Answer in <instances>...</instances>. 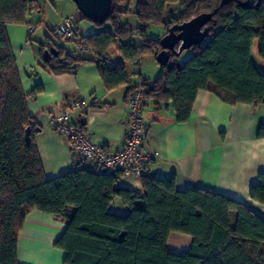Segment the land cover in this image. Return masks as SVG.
<instances>
[{"label": "trees", "instance_id": "trees-1", "mask_svg": "<svg viewBox=\"0 0 264 264\" xmlns=\"http://www.w3.org/2000/svg\"><path fill=\"white\" fill-rule=\"evenodd\" d=\"M125 0H114L108 22L98 33L83 37L98 58L99 73L107 89L128 84L125 63H138L152 54L157 60L161 39H144L146 29L168 31L201 14L213 13L209 37L181 62L171 55L153 81L130 87L128 100L141 87L148 99L171 102L176 121H190L199 91L215 94L229 105H264V72L252 60L257 45L264 62V0H235L220 8L222 0H136L139 31L121 23L129 14ZM132 1V0H129ZM250 1L249 6H243ZM180 14L171 17L169 7ZM40 8L35 0H0V264L18 263V237L32 212L53 215L67 227L56 247L66 252L65 264H264V221L244 205L206 190L178 191L175 178L152 175L141 178L142 191L121 188L119 172L94 171L80 162L77 171L47 180L35 143L41 129L28 113L26 95L6 33L7 25H26ZM41 23L35 25L40 26ZM109 25V29L105 28ZM167 35V34H166ZM258 43V44H256ZM180 45L177 46L179 50ZM53 48L44 46L42 51ZM116 48L122 62L108 53ZM46 62L56 75L76 74L87 58L63 60V51ZM127 100V101H128ZM145 107V105H144ZM31 144L26 145V130ZM258 137L264 139V126ZM251 198L264 204V174L251 189ZM120 200L123 214L112 210ZM232 212L236 213L232 223ZM172 233L193 238L181 255L171 254Z\"/></svg>", "mask_w": 264, "mask_h": 264}, {"label": "crops", "instance_id": "crops-1", "mask_svg": "<svg viewBox=\"0 0 264 264\" xmlns=\"http://www.w3.org/2000/svg\"><path fill=\"white\" fill-rule=\"evenodd\" d=\"M44 1V16L35 18L40 26L29 34L35 22L27 18L26 25H7L6 33L16 60L20 81L26 95L37 88L41 91L27 101L28 113L41 131L35 136L47 180L77 171L80 161L68 140L54 133L51 117L63 112L71 99L91 105L89 112H72V121L83 128L97 144L107 151H120L128 128V96L130 87L141 81H153L162 72L155 56L146 55L138 63H125L128 84L107 89L99 73L98 58L90 52L76 74L56 75L46 67L44 46L74 50L75 45L53 42L45 26L57 27L74 16L84 20L73 2ZM68 1V2H67ZM33 19V18H32ZM29 21V22H28ZM89 21V20H88ZM92 25H95L93 22ZM86 24L88 34L98 33V27ZM160 33L159 39L166 35ZM85 37V36H84ZM49 50V49H48ZM111 60L122 62L116 48L108 53ZM252 60L264 72V62L252 51ZM143 119L147 125L145 150L152 158L148 175L175 178L178 191L206 190L226 196L250 209L264 221V204L251 198V189L264 174V139L258 137L264 126V105H229L208 91H199L190 121L178 123L171 102L146 100ZM119 186L142 191L141 180L125 177ZM118 213L125 208L116 201ZM236 213L232 212V223ZM66 223L53 215L32 212L26 216L18 237L19 264H65L66 252L56 244L66 230ZM193 238L172 233L167 242L171 254L181 255L192 247Z\"/></svg>", "mask_w": 264, "mask_h": 264}, {"label": "built area", "instance_id": "built-area-1", "mask_svg": "<svg viewBox=\"0 0 264 264\" xmlns=\"http://www.w3.org/2000/svg\"><path fill=\"white\" fill-rule=\"evenodd\" d=\"M50 39L56 43L70 42L74 50H63V60L68 58L81 60L90 53L88 44L79 30V20L71 16L62 25L45 26ZM36 26L29 27V34L34 33ZM139 86V84H138ZM145 91L138 87L128 100V128L123 148L112 152L101 148L83 128L76 125L71 118L72 112H89L91 105L85 101L71 99L66 109L51 117L52 129L55 134L65 137L73 153L81 164L94 171L119 172L122 178L131 177L141 180L148 174L152 158L145 150L147 125L143 119Z\"/></svg>", "mask_w": 264, "mask_h": 264}, {"label": "water", "instance_id": "water-1", "mask_svg": "<svg viewBox=\"0 0 264 264\" xmlns=\"http://www.w3.org/2000/svg\"><path fill=\"white\" fill-rule=\"evenodd\" d=\"M77 7L82 17L93 22L96 25L102 26L108 22L113 13L114 0H71ZM235 0H222L220 8L228 5ZM250 1H247L243 6H249ZM218 10L213 13L201 14L189 22L182 25L173 26L160 40L162 51L157 56V63L160 67L167 65L171 59V55L180 57L185 51L191 50L193 47L201 45L210 35V28L206 27L211 23L217 14ZM180 45L179 50L177 46ZM58 56V51L55 48L46 50L43 55L45 62L51 61ZM31 129L26 130L25 141L26 145L31 144Z\"/></svg>", "mask_w": 264, "mask_h": 264}, {"label": "rangeland", "instance_id": "rangeland-1", "mask_svg": "<svg viewBox=\"0 0 264 264\" xmlns=\"http://www.w3.org/2000/svg\"><path fill=\"white\" fill-rule=\"evenodd\" d=\"M36 3L38 4L39 8H40V12L39 11H33L29 16L28 19L30 18V20H33L35 23L33 25H37L39 24L36 23L35 18L42 17L44 16V1L43 0H35ZM64 0H52L51 2L53 3H57V2H63ZM69 2L71 0H68ZM67 1V2H68ZM72 2V1H71ZM135 7H136V0H125L122 4H121V9L122 10H128L129 9V14H127L126 16L122 17L121 19V23L123 25H129V27L131 29H134L136 31H139V27L140 24L138 23V20L136 18L135 15ZM169 11L171 13V16L166 18V21H169L171 19V17H178V15L180 14L179 11V5L178 4H171L169 7ZM33 18V19H32ZM29 22V21H28ZM86 24H91V26H94L93 28H97L95 25H92V23H90L88 20L84 19L80 25H79V30H80V34L81 36H85L88 37L90 34H88L89 32L86 30ZM105 28L103 29H109V25H105ZM99 30V29H98ZM100 31V30H99ZM163 31V27L162 26H155V25H151L146 29V34L145 37H136L133 39L134 43L138 44V45H142L144 39H159L160 37V33ZM258 44V43H256ZM191 53L190 51H185L184 54L181 56L180 61L184 62L186 60H188L191 57ZM115 212L118 213V206L115 208Z\"/></svg>", "mask_w": 264, "mask_h": 264}]
</instances>
